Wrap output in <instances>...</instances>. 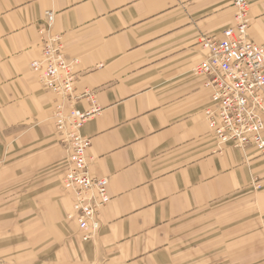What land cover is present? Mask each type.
<instances>
[{"label":"crops","instance_id":"crops-1","mask_svg":"<svg viewBox=\"0 0 264 264\" xmlns=\"http://www.w3.org/2000/svg\"><path fill=\"white\" fill-rule=\"evenodd\" d=\"M248 2V39L264 46V0ZM46 13L47 34L76 61L75 94L91 95L73 104L88 113L80 135L90 140L89 171L108 181L99 232L86 243L66 219L59 99L29 67ZM233 14L230 0H0V197L15 195L4 208L31 219L46 253L61 243L86 264H182L179 251L200 234L213 248L214 225L200 221L264 210V155L217 147L203 116L211 92L194 72L199 41L220 40ZM230 233L225 224L224 241Z\"/></svg>","mask_w":264,"mask_h":264},{"label":"built area","instance_id":"built-area-1","mask_svg":"<svg viewBox=\"0 0 264 264\" xmlns=\"http://www.w3.org/2000/svg\"><path fill=\"white\" fill-rule=\"evenodd\" d=\"M230 3L234 24L223 31L220 40L207 37L198 43L204 58L194 72L211 92L210 105L203 116L217 147H254L264 155V46L248 39V0ZM45 16L50 28L53 15ZM47 32L48 29L42 31V39L47 42L42 62L34 61L32 67L44 87L67 105L63 110L58 106L56 115L58 134L68 148L61 187L72 197L68 218L76 222L81 240L87 242L98 232L99 212L110 200L108 181L94 178L89 171L86 152L90 140L80 135L88 113L73 106L80 97L90 100L91 95L75 94L76 61H68L56 45L58 39Z\"/></svg>","mask_w":264,"mask_h":264},{"label":"rangeland","instance_id":"rangeland-1","mask_svg":"<svg viewBox=\"0 0 264 264\" xmlns=\"http://www.w3.org/2000/svg\"><path fill=\"white\" fill-rule=\"evenodd\" d=\"M46 29H48V27L46 25L45 16V29L43 30ZM42 31H40V40L42 43L40 53L38 57L31 60L30 63L42 60V54L47 44L46 40L42 39ZM30 63V70L34 74L32 64L30 66ZM34 75L42 87L48 91L40 82L39 76L36 73ZM51 93L59 99L57 105L54 107V118H52L55 131L58 134L56 129L58 116L56 115L59 110H57V107L62 106L63 110L67 105L60 96L53 92ZM60 137L61 139L63 138L62 136ZM64 145L68 152L67 145L65 143ZM65 163L66 160L63 163V171ZM253 188V191L257 193L261 190V185L256 182ZM6 203L10 207H14L16 204L15 195L11 194L9 197L3 195L0 197V206H2V208H0V264H46L47 259L52 258V255H54V259L51 264H86L84 261L80 260L78 247L72 246L70 250L64 254L61 249V243H56L55 249L49 251L55 254L46 253L47 250L40 247L42 243L38 241L39 234L36 228L31 226V219L22 218L20 216L16 217L13 210L14 208H12V210L4 208V206H7ZM250 203L254 204V201L252 200ZM243 209L244 208H242V210ZM71 210L66 215L67 218L65 217L67 220L69 219L68 216L71 214ZM238 210L239 209L236 208L234 210L232 209V213L234 211L237 213ZM243 213L245 215L242 217H239V215L232 216L230 223H224V221H221L222 218H216L217 216L214 220L209 219L206 222V219H204L200 221V225H214V245L211 246L213 248L208 247L206 242L207 235L200 234L198 243H184L187 248L183 249V251H179V254L182 253V264H264V210L260 208H246ZM68 221L75 222L72 219ZM225 224L227 226L231 225V233L224 241L222 230ZM77 235L80 238L79 232H77ZM80 241L81 243H86L83 242L81 238ZM243 244L246 245V248L242 249ZM38 245L40 248L37 247ZM190 246H193V250L189 248Z\"/></svg>","mask_w":264,"mask_h":264},{"label":"bare ground","instance_id":"bare-ground-1","mask_svg":"<svg viewBox=\"0 0 264 264\" xmlns=\"http://www.w3.org/2000/svg\"><path fill=\"white\" fill-rule=\"evenodd\" d=\"M57 43H58V42H57ZM56 45H58V44H56ZM31 64H32V63H30V66H31ZM31 69H32V68H31ZM53 117H54V116H53ZM56 128H57V127H56ZM62 188H63V187H62ZM64 192L70 195L69 192H67V191H65V190H64ZM99 221H100V219H99ZM100 226H101V225H100ZM99 229H100V228H99ZM98 232H99V230H98ZM98 232H97L95 235H97ZM95 235L91 238V240H93V239L95 238ZM91 240H90V241H91Z\"/></svg>","mask_w":264,"mask_h":264}]
</instances>
